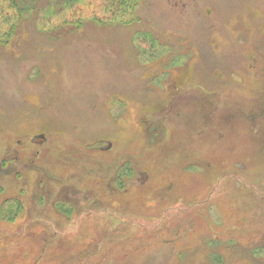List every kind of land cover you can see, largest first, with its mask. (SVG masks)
<instances>
[{
    "label": "rangeland",
    "instance_id": "rangeland-1",
    "mask_svg": "<svg viewBox=\"0 0 264 264\" xmlns=\"http://www.w3.org/2000/svg\"><path fill=\"white\" fill-rule=\"evenodd\" d=\"M33 1L20 16L0 0V209L21 202L0 216V264H264V178L258 195L223 192L237 160L264 175L260 102L221 78L252 75L264 10ZM172 80L190 94L171 114Z\"/></svg>",
    "mask_w": 264,
    "mask_h": 264
},
{
    "label": "flooded vegetation",
    "instance_id": "flooded-vegetation-1",
    "mask_svg": "<svg viewBox=\"0 0 264 264\" xmlns=\"http://www.w3.org/2000/svg\"><path fill=\"white\" fill-rule=\"evenodd\" d=\"M213 1L216 0H208L206 1V3L204 4V6L202 5V0H178L177 1V7L181 10V12H186V13H190L192 10L194 11V13H196L195 9H198V14L208 20L211 21L216 13V4H213ZM220 2V4L222 3H226L229 4L235 11L238 12V15L240 16V18L243 17V14L241 13V11L243 12V8H245L247 5H253V7H257V8H261V10H264V0H218ZM211 4H208V3ZM201 5V7H200ZM260 10V12H258V14H256L255 18H251L249 19L247 22L248 23H259L258 21L261 22L260 17L262 15H260L259 13L262 14V11ZM202 13V14H201ZM256 13V12H254ZM197 14V13H196ZM199 16V17H200ZM264 24V22L262 21L260 23V27H261V31L258 35H261L260 38L258 40H256V42H254V46H253V50H251L249 53H247V57L245 60V66H247L250 69V72L252 73L251 76L245 75L242 71V78H240L239 80H234V72L233 71L228 78H226L225 76H221V78L228 82V83H232V84H239V85H243L245 82L250 81L251 85H252V91H251V95L252 97H254V100L256 99L258 103V105L255 107L256 109H258V116H257V120L254 123V127L251 129L253 136H255L256 138L260 137L259 141H264V26H262ZM259 27V28H260ZM241 34H243V31H241ZM241 43H245L244 39H240ZM241 61V58H240ZM239 61V62H240ZM241 65H243L242 67H244V58L242 59ZM250 73V74H251ZM247 84H244V86H246ZM174 86V81H171V85H165L164 87H162V94L163 96L167 97V101L166 103H168L167 105V112L165 113H171L170 110L172 107H175L176 104H178L180 99H184V98H188L189 94H190V87L186 86L185 84H177L175 85V88L172 87ZM225 86L227 89V94H230V91L228 90L229 87L231 86H227V85H222ZM175 89V90H174ZM226 94V95H227ZM223 95V94H222ZM224 95V96H226ZM223 97V96H222ZM174 109V108H173ZM162 116H160L158 118L160 123H156L154 125L155 122H152L149 119L148 123H151L149 126V130L151 131V128L154 129V131L159 130L158 128H161V120L162 117L164 116L163 114H161ZM161 118V119H160ZM154 126V127H153ZM153 131V130H152ZM151 133V132H150ZM39 137H42V135ZM20 143V142H19ZM16 152H18V150H16ZM236 163H239L237 166H234L233 169L230 170H226L224 172L223 175V179H224V186H223V192L224 194H229L230 192L228 191V188L226 186V183L228 182V180L232 181L235 180L234 183V188H236L237 193L239 192L240 195L238 197L242 198V195L247 193V190H251L254 194L258 195V192L260 190V183L262 181H259V178H264L263 176H260V174H258V171H254L253 172V166L251 167L250 170H248V168H246V166L243 165V161L237 160ZM242 165H241V164ZM129 162H126L123 164V166L121 167L122 171L118 172V180L117 183H119L120 181H123L125 178L129 179L130 176L133 174L134 172V168L132 166H129ZM256 167V166H254ZM255 169V168H254ZM253 172V173H252ZM228 175H230L228 177ZM238 178V179H237ZM255 179V180H253ZM236 193V194H237ZM258 202L257 200L254 201V205L258 206ZM93 204V203H92ZM9 207L11 206L12 208V217L11 220H14L19 211L21 210V202L19 200H16L15 202L12 201V203H10L8 205ZM7 206V207H8ZM6 207V208H7ZM6 208L4 209V205L2 207V209H0V216L2 219H4L5 217L3 216V212H5ZM107 209V208H106ZM111 225V224H110Z\"/></svg>",
    "mask_w": 264,
    "mask_h": 264
},
{
    "label": "trees",
    "instance_id": "trees-1",
    "mask_svg": "<svg viewBox=\"0 0 264 264\" xmlns=\"http://www.w3.org/2000/svg\"><path fill=\"white\" fill-rule=\"evenodd\" d=\"M10 3H11V6L16 9L19 13H20V16L24 13V10L27 9V8H32V4H33V0L32 1H27V0H9ZM135 1L137 0H116V3H118L117 5L114 6V13L116 14H125V12L127 13V11H129V9L134 12L136 10V4H135ZM72 1H68L67 4L70 5L72 3H70ZM29 3L31 4V6H28ZM55 7V4H52L50 6V8L48 9V12H50L52 10V8ZM120 12V13H119ZM22 18V17H21ZM126 22V21H124ZM127 23V22H126ZM18 23H14L11 27H10V30L8 33H6L7 35H10L11 37V33H13V31L15 30V28L18 26L17 25ZM3 216H8V217H12V208L11 206L7 207L5 212H3Z\"/></svg>",
    "mask_w": 264,
    "mask_h": 264
}]
</instances>
